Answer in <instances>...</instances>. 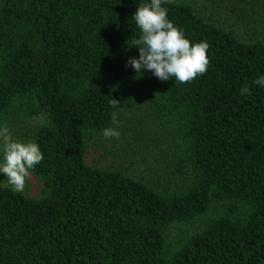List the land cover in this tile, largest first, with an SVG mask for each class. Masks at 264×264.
<instances>
[{
    "label": "trees",
    "instance_id": "trees-1",
    "mask_svg": "<svg viewBox=\"0 0 264 264\" xmlns=\"http://www.w3.org/2000/svg\"><path fill=\"white\" fill-rule=\"evenodd\" d=\"M139 2L0 0V119L30 126L45 154L38 196L0 184V264H264V40L171 0L168 18L209 44L208 70L137 77L125 65ZM111 99L120 136L108 141L144 139L166 165L157 178L89 163Z\"/></svg>",
    "mask_w": 264,
    "mask_h": 264
},
{
    "label": "clouds",
    "instance_id": "clouds-1",
    "mask_svg": "<svg viewBox=\"0 0 264 264\" xmlns=\"http://www.w3.org/2000/svg\"><path fill=\"white\" fill-rule=\"evenodd\" d=\"M169 2L171 0H140L137 4L131 19L139 29V36L132 39L131 48H136L139 55L138 58L129 57L125 66H130L137 77L151 72L160 81L189 83L207 72L209 44L187 38L185 32L168 18V8L164 5ZM253 83L264 88V74ZM250 94L247 85L241 87V96ZM109 104L114 109L110 114L112 126L104 127L101 135L106 140L119 139V102L111 99ZM44 159L45 154L35 139L15 138L9 122L0 119V174L5 176L0 184L6 180L13 192L23 193L32 172Z\"/></svg>",
    "mask_w": 264,
    "mask_h": 264
},
{
    "label": "rangeland",
    "instance_id": "rangeland-1",
    "mask_svg": "<svg viewBox=\"0 0 264 264\" xmlns=\"http://www.w3.org/2000/svg\"><path fill=\"white\" fill-rule=\"evenodd\" d=\"M180 1H186L192 4L200 14L207 16L210 20L222 24L229 30L234 31L237 35L238 33H242L245 36L249 34L255 39L264 40V24L258 28L253 26L251 31L244 29L247 25H259L256 23V21L261 18L260 15L264 16V10L260 6L261 4L256 6V10L250 16L246 15V13L239 15L237 8L234 7V4H232L230 0ZM260 11H262V13L258 14ZM28 127L30 126L20 125L12 129L13 136L21 140H30V134L27 131ZM114 143L115 142H110L108 140L97 139L95 141V146H93L89 152V163L91 165L100 167H115L116 165H121L123 167L125 166L131 168V172H133L138 177L149 176V178H157L161 174L159 168L164 169L166 166L164 163H162L163 159H161L162 162L159 161L158 163L159 157H155L153 154L146 153V144L144 139L132 138L130 135H128L120 138V140L116 142L115 145ZM123 153H128L130 158L129 161L136 165L131 166V163L126 161L128 159L123 158ZM152 166H155V169ZM4 179L5 176L0 174V182H2ZM2 185L11 187L7 184L6 180ZM41 190L42 183L33 174H31L27 181L24 192L31 196H38L41 193ZM178 230H176V232Z\"/></svg>",
    "mask_w": 264,
    "mask_h": 264
}]
</instances>
